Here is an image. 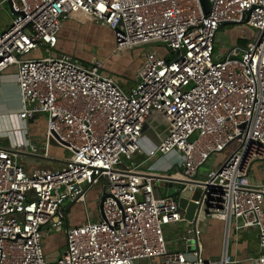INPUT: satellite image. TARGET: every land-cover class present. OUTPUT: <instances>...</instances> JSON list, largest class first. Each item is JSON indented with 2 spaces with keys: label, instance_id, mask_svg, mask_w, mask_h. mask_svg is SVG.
I'll list each match as a JSON object with an SVG mask.
<instances>
[{
  "label": "built area",
  "instance_id": "built-area-1",
  "mask_svg": "<svg viewBox=\"0 0 264 264\" xmlns=\"http://www.w3.org/2000/svg\"><path fill=\"white\" fill-rule=\"evenodd\" d=\"M206 1L207 13L201 0H2L13 19L0 32V75L17 70L26 121L47 117L46 151L56 142L71 155L61 169L28 171L22 149L0 147V264H217L203 256L205 218L226 227L219 264L230 262L231 230L253 228L260 246L253 264H264V184L251 182L253 166L264 165V0ZM79 15L109 29L116 51L162 45L145 53L129 93L103 75V62L55 52L64 22ZM226 23L256 36L219 56ZM155 115L167 125L157 144L144 134ZM234 143L203 182L183 250L173 249L166 227L187 222L178 196L157 197L160 180L139 173L136 157L166 159L149 172L182 167L194 178ZM95 187L98 220L67 226L64 207L86 204ZM52 232L66 239L55 261L44 244Z\"/></svg>",
  "mask_w": 264,
  "mask_h": 264
},
{
  "label": "crops",
  "instance_id": "crops-1",
  "mask_svg": "<svg viewBox=\"0 0 264 264\" xmlns=\"http://www.w3.org/2000/svg\"><path fill=\"white\" fill-rule=\"evenodd\" d=\"M74 17L77 16L70 17L64 22L59 44L66 43L68 36H74L76 38L78 27H86L87 30L84 33V39L86 43L94 46L93 50L95 51L92 50L93 53L90 52V55L84 59L85 61H82L86 64H92L94 61L103 62V75L115 79L121 88L126 93H129L137 83V74L143 64L144 56L138 59L136 63H133L129 56L127 58L126 55H123L125 51H116L114 36L112 37V32L109 29L104 28L107 32L102 35L99 31L103 27L100 28L98 23H94L84 16H81L79 19H75ZM0 32L4 31L0 30ZM66 46L68 45L66 44ZM89 49L91 48L89 47ZM71 50L74 53V50ZM162 54H166V52L164 51ZM73 56L77 57L75 54ZM16 72L17 70L15 68H11L9 71L0 75V130L3 137L0 141L4 143V139H7L10 143L7 148L23 150L21 158H24L25 161H22V163L28 171L34 169H61L69 160L71 154L56 142H52L49 150L46 151L45 137L43 138L41 135L36 134L32 138V133L38 131L39 125L35 121L37 118L26 121L22 116L23 109ZM13 106H17L21 115H16ZM42 124L44 126L46 125V119L44 117L42 118ZM166 135L167 129L160 137L156 139L150 138V140L157 144ZM0 147L6 146L3 145ZM31 147H35L34 151H31ZM139 158H143V156L139 155L136 157L135 162L137 164ZM158 164L157 167L167 166L165 165L166 159H162ZM263 166L262 164L256 165V167L253 166L254 169H252L251 175V182L253 184H264V175L259 176L255 172V168L260 167L264 173ZM97 190H99V187L91 190L87 197V203L96 200L95 194H97ZM87 203L67 205V207H64L67 213V226H80L89 221L96 220L93 218L91 211L88 210ZM185 223L182 222L178 225L168 226L165 229L166 237L171 242V247L175 250L177 247L179 250H183L180 239L182 233L189 228H184L183 225ZM200 226L203 231V243H205L203 256L206 260H211L219 264L224 255L226 227L223 222L213 219H208L205 222L202 221ZM44 244L48 260L55 261L65 250V234L63 232H52L47 236ZM259 251L260 246L257 229L231 230L227 245V256L230 261L228 264H253V259L258 256Z\"/></svg>",
  "mask_w": 264,
  "mask_h": 264
},
{
  "label": "rangeland",
  "instance_id": "rangeland-1",
  "mask_svg": "<svg viewBox=\"0 0 264 264\" xmlns=\"http://www.w3.org/2000/svg\"><path fill=\"white\" fill-rule=\"evenodd\" d=\"M1 2H2V0H0V30L5 31L7 29L6 27L11 24L13 16H12V13L10 11L9 4L8 3L1 4ZM74 18L79 19V18H81V16H77ZM98 25L100 28H102L100 22L98 23ZM86 30H87L86 27H83V26L78 27L76 38L74 36H68L66 38V43L61 44V45L59 44L55 52L58 54L62 53V54H68V55H72V56L75 54L81 60L86 59L87 56L90 55V52L93 53V51H95V50H93L94 46L86 43V41L84 39V33ZM99 32L102 35H104V33H106L107 30L104 29V27H103V29L100 30ZM255 36H256V31L253 30L252 28L244 29L242 27L234 26V25L223 26L220 29V31L218 32L217 37H216V55L223 56L224 54L227 53V51L229 49H231L235 45L245 47L248 43H252L254 41ZM112 37H113V33H112ZM66 44L68 46H66ZM161 46L162 45H160V44H155L151 47H144L141 49L125 51L123 53V55H126L127 58L129 56L131 58V61L133 63H136V61L138 59L142 58L145 55V52H148L150 50L159 51ZM89 47L91 49H89ZM71 49L74 50V53H72ZM160 52L164 53L163 50H160ZM30 56H32V57L40 56V52H34ZM45 56H46V54L44 53V57ZM13 109H14V112L16 113V115H18V116L21 115L17 106H13ZM43 117L46 119V125L45 126L42 124V118ZM35 121L38 123L39 127H38L37 132L32 133L33 134L32 138L35 137L36 134H39L44 138L46 135L47 117L46 116H38ZM35 121H34V123H36ZM166 129H167V125L165 123L164 118L155 115V116L151 117L148 120L147 124L145 125L144 134L149 138H152V139L155 138L156 139V138L160 137L166 131ZM43 132H44V134L42 135ZM2 138L3 137H2L1 130H0V140H2ZM4 141H5L4 143L0 141V146L4 145V146L8 147L10 145L9 140L4 139ZM236 148H237V144L234 143V144L230 145L227 148V150L224 153H222L221 155L213 156L208 165L206 164V166L201 167L199 169L198 177L195 180L197 182H200V183L205 182L208 179L209 173L213 169H216L217 167H219L223 161L228 159L230 157V155L236 150ZM158 160H159L158 157H156V158L149 159L147 162L146 158H144V157L139 158L137 160L138 165H139L137 168V171L141 174H151L155 177H169V175L171 174V177L174 179L188 180V178L183 175V168L182 167H181V169H178L179 167H175L174 170L167 171V172H165V171L149 172L148 167H150L151 165L152 166L155 165V167H157V165H159ZM22 161H25V159L20 158L21 164H23ZM256 165H261V163L260 164L256 163L254 165V167H256ZM254 167H253V169H254ZM255 172L258 173L257 175H259V176L264 175V173L260 167L255 168ZM100 194H101V189L99 188V190H97V194H95L96 200H93V201L87 203V206L89 207L88 210L91 211L93 218L96 220H98V218L100 217V206H99V204L96 203ZM203 221L204 222L208 221V219L205 218V219H203ZM192 225L193 224L191 222L187 221L183 226H184V228H187V227H191ZM202 225H204V224H202ZM202 244L204 247L205 243H203V239H202ZM188 259L190 261L195 260V258L191 254L188 255Z\"/></svg>",
  "mask_w": 264,
  "mask_h": 264
},
{
  "label": "water",
  "instance_id": "water-1",
  "mask_svg": "<svg viewBox=\"0 0 264 264\" xmlns=\"http://www.w3.org/2000/svg\"><path fill=\"white\" fill-rule=\"evenodd\" d=\"M202 6L205 10V12H208V3L206 0H201ZM9 4V3H8ZM10 11L11 5L9 4ZM226 25H234L231 23H226ZM183 175L188 178V180L183 179H174L171 177V174L169 177H158L160 182L157 184L156 188V196L157 197H175L178 196V204L180 210L184 213V218L188 222L195 223L197 220L198 214L197 210L198 207L195 204V201L200 200L201 195L203 193L202 185L203 183L197 182L194 178H189L186 176V174L183 172ZM189 186H192V188L195 187L192 191L189 189ZM100 211H102V203L100 205Z\"/></svg>",
  "mask_w": 264,
  "mask_h": 264
}]
</instances>
